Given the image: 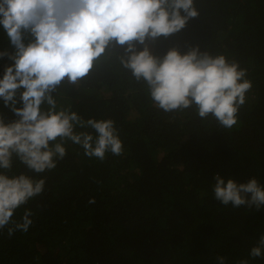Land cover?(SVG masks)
Returning a JSON list of instances; mask_svg holds the SVG:
<instances>
[{
    "label": "trees",
    "instance_id": "16d2710c",
    "mask_svg": "<svg viewBox=\"0 0 264 264\" xmlns=\"http://www.w3.org/2000/svg\"><path fill=\"white\" fill-rule=\"evenodd\" d=\"M195 6L199 16L183 30L149 45L158 56L198 45L238 61L252 88L237 124L226 129L211 115L199 117L194 106L159 109L115 53L102 56L79 84L59 86L57 103L85 120H114L123 153L108 152L101 161L66 141L67 155L40 174L14 160L9 174L42 178L45 187L14 212L20 221L32 211L27 232L9 237L7 227L0 229V264H218V256L225 264H264V257L250 256L264 235V207L223 205L213 191L217 174L264 185V0ZM4 49L11 51L0 26ZM9 63L0 59V77ZM0 115L17 119L2 100Z\"/></svg>",
    "mask_w": 264,
    "mask_h": 264
},
{
    "label": "clouds",
    "instance_id": "9594fccd",
    "mask_svg": "<svg viewBox=\"0 0 264 264\" xmlns=\"http://www.w3.org/2000/svg\"><path fill=\"white\" fill-rule=\"evenodd\" d=\"M197 16L195 0H0V26L11 48L0 51V59L11 62L0 77V100L17 117L6 122L0 115V229L7 227L9 237L28 231L32 211H25L20 221L12 219L14 212L45 187L42 178L9 174L14 160L40 174L56 168L67 155L66 141L101 161L108 152L123 153L114 120H85L71 105L57 103L59 86L65 80L79 84L102 56L115 53L123 69L146 85L159 109L194 106L199 117L211 115L226 129L237 124L252 88L238 61L201 51L198 45L186 52L172 47L158 56L149 45L180 32ZM117 46L124 47L122 54ZM215 180L214 196L221 204L264 207V185L257 178L226 182L217 174ZM250 256L264 257V235ZM217 260L225 264V257Z\"/></svg>",
    "mask_w": 264,
    "mask_h": 264
}]
</instances>
